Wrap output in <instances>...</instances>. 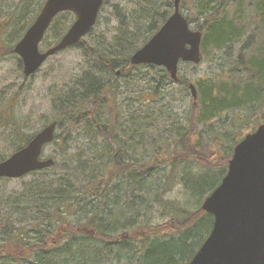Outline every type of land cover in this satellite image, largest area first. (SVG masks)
I'll list each match as a JSON object with an SVG mask.
<instances>
[{
  "label": "trees",
  "instance_id": "obj_1",
  "mask_svg": "<svg viewBox=\"0 0 264 264\" xmlns=\"http://www.w3.org/2000/svg\"><path fill=\"white\" fill-rule=\"evenodd\" d=\"M173 2L103 0L100 12L109 6L116 19L110 38L73 46L84 68L52 95L54 115L43 118L58 124L48 144L53 166L31 171L18 188L0 178V264H187L208 235L213 217L201 203L225 174L234 145L264 120V0H196L204 16L194 28L202 33L201 61L210 49L220 71L210 80L178 74L176 81L164 67L129 63ZM43 3L5 2L2 57H17L14 40ZM73 18L55 16L40 45L57 41ZM17 65L21 71L20 59ZM187 98L177 115L175 105ZM2 106L8 115L10 105ZM18 119L4 123L12 151L34 134ZM175 187L180 200L167 197Z\"/></svg>",
  "mask_w": 264,
  "mask_h": 264
},
{
  "label": "water",
  "instance_id": "obj_2",
  "mask_svg": "<svg viewBox=\"0 0 264 264\" xmlns=\"http://www.w3.org/2000/svg\"><path fill=\"white\" fill-rule=\"evenodd\" d=\"M103 0H45L33 22L15 43L23 76L34 74L55 53L77 44L96 23ZM180 0L156 32L129 57L132 65L164 67L177 80L178 63L201 60V32L192 29L181 13ZM69 11L74 20L56 43L40 50L39 44L54 17ZM193 99L196 90L188 85ZM56 121L43 126L16 151L0 161V178H19L54 164L42 158L52 142ZM201 209L213 217L211 229L187 264H264V120L233 147L226 172L203 199Z\"/></svg>",
  "mask_w": 264,
  "mask_h": 264
},
{
  "label": "rangeland",
  "instance_id": "obj_3",
  "mask_svg": "<svg viewBox=\"0 0 264 264\" xmlns=\"http://www.w3.org/2000/svg\"><path fill=\"white\" fill-rule=\"evenodd\" d=\"M6 1L7 0H0V14H2V12L4 13ZM8 1L13 4L18 0ZM195 2L196 0H181L180 2L183 14L191 18V28H195L197 25L201 24L204 18L203 15L198 14L199 6L198 9L195 8ZM98 20L99 23L95 25L94 30L90 32L91 37L86 35L82 40L94 43L98 38L101 39L105 37V40L110 38L113 26L116 24L112 8L106 6L102 12H100ZM5 38L6 37H3L4 41ZM15 41L16 39L14 43ZM47 41H49V39ZM5 44L3 45V43H0V106L3 105L2 107H6L10 105L11 110H9L8 115L3 114L2 110L0 111V155L3 156L12 152L8 139L10 130L4 127L6 125L4 124L6 123V119L11 118V116L19 118L18 120H20L21 123L20 127L26 133H35L39 131L44 126L43 118L46 117L51 120L54 115L51 100L52 95L61 91L68 82L71 83L73 77L80 75L85 65V57L83 56L82 50L76 47H70L52 55L41 65L32 77L25 79L22 75V71H20L17 65V57L8 55L2 57L1 54L5 53L6 55L7 52V46ZM45 46L40 45V48L45 49ZM202 57V61L195 66L179 64L178 74L191 80L200 78L212 79V77L220 71L218 59L212 61V51L210 49H208L206 55ZM171 86L173 87H171L173 91L179 89L176 85L172 84ZM130 96L131 95L128 97ZM188 102L189 98L183 102H178L179 107L175 105L174 112L177 115L182 114L188 107ZM75 130L72 132L73 137H75L78 132V129L77 131ZM58 132L59 129L56 130V133ZM53 152V146L47 145L43 149L42 157L47 158L51 156ZM30 177L31 176H24L11 179L7 182V187L8 189L18 188L21 181H25ZM167 197L180 200L181 194L179 193V187H175L172 193ZM165 219L166 218H155L157 222H161ZM31 262L32 259L26 260L24 264H30Z\"/></svg>",
  "mask_w": 264,
  "mask_h": 264
}]
</instances>
